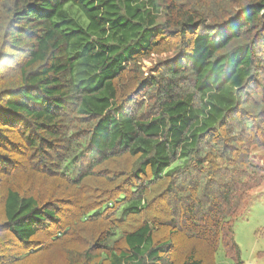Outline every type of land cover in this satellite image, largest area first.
Instances as JSON below:
<instances>
[{
	"label": "trees",
	"instance_id": "obj_1",
	"mask_svg": "<svg viewBox=\"0 0 264 264\" xmlns=\"http://www.w3.org/2000/svg\"><path fill=\"white\" fill-rule=\"evenodd\" d=\"M254 148L264 0H0V264H242Z\"/></svg>",
	"mask_w": 264,
	"mask_h": 264
},
{
	"label": "rangeland",
	"instance_id": "obj_2",
	"mask_svg": "<svg viewBox=\"0 0 264 264\" xmlns=\"http://www.w3.org/2000/svg\"><path fill=\"white\" fill-rule=\"evenodd\" d=\"M160 56H165L161 54ZM160 56L152 54L142 61V69H148ZM255 160L264 164L262 156L264 149L254 148ZM234 240L240 251L242 264H264V183L254 193V199L245 216L239 219L234 226ZM215 264H234L219 245L214 254Z\"/></svg>",
	"mask_w": 264,
	"mask_h": 264
}]
</instances>
